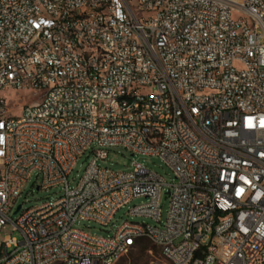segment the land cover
I'll use <instances>...</instances> for the list:
<instances>
[{"label":"built area","instance_id":"1","mask_svg":"<svg viewBox=\"0 0 264 264\" xmlns=\"http://www.w3.org/2000/svg\"><path fill=\"white\" fill-rule=\"evenodd\" d=\"M0 240L4 264H115L142 239L164 264H264V0H0ZM23 98V97H22ZM15 104V105H14ZM92 144L81 183L68 176ZM159 156L176 181L107 148ZM34 173L65 193L20 211ZM162 227L107 226L130 213ZM19 211V212H20Z\"/></svg>","mask_w":264,"mask_h":264},{"label":"rangeland","instance_id":"2","mask_svg":"<svg viewBox=\"0 0 264 264\" xmlns=\"http://www.w3.org/2000/svg\"><path fill=\"white\" fill-rule=\"evenodd\" d=\"M0 95H5L8 100L16 99V97L18 98V96H21L22 100L19 106L14 108V116H19L21 111L20 107H23L24 101H35V98H30L31 95L29 93L18 94L17 91H9L0 92ZM95 149L96 144H92L91 147L81 157L78 158L73 171L67 178L70 188H76L81 183L88 164L95 155ZM107 152L106 159L98 160L99 165L102 167H108L118 171L130 170L132 169L133 161L137 160L148 169L163 176L168 184H172L174 181H176V175L173 168L159 156H144L138 154L133 155L132 151L121 146L109 147L107 148ZM40 183V176H38L37 173H34L31 179L25 184L22 193L18 197V204L23 203V210L36 207L50 199H58L65 193V184H59L47 189H38ZM167 192L168 186H164V190L160 199L162 211L160 222L149 216L133 215L130 213V210L134 205H138L146 201V198L144 197H137L132 199V201L124 207L120 208L107 226L100 225L94 221L82 219L78 220L75 226L97 235L113 234L115 230H117L118 227L125 221L147 223L152 226L162 227L166 221L170 206V199ZM21 213L22 210L18 213H14V210H12L10 217L12 220H16ZM9 235L16 236L19 240L22 239L21 233L19 231H14L12 224H8L5 228L0 230V240H4V238ZM141 241H144V245L147 246L143 247ZM0 264L4 263L1 261ZM115 264H164V261L162 259L161 248L151 240L142 239L134 248H132L127 254L123 255Z\"/></svg>","mask_w":264,"mask_h":264},{"label":"water","instance_id":"3","mask_svg":"<svg viewBox=\"0 0 264 264\" xmlns=\"http://www.w3.org/2000/svg\"><path fill=\"white\" fill-rule=\"evenodd\" d=\"M38 189H39V187H38ZM21 207H22V204H19L17 206L16 210L14 211V213H18L20 211Z\"/></svg>","mask_w":264,"mask_h":264},{"label":"trees","instance_id":"4","mask_svg":"<svg viewBox=\"0 0 264 264\" xmlns=\"http://www.w3.org/2000/svg\"><path fill=\"white\" fill-rule=\"evenodd\" d=\"M141 244H143V247H144V246H147V245H144V241H143V242L141 241Z\"/></svg>","mask_w":264,"mask_h":264}]
</instances>
